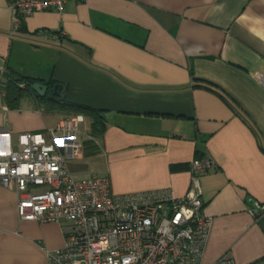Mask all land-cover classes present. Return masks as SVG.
<instances>
[{
	"label": "crops",
	"instance_id": "0c3cea01",
	"mask_svg": "<svg viewBox=\"0 0 264 264\" xmlns=\"http://www.w3.org/2000/svg\"><path fill=\"white\" fill-rule=\"evenodd\" d=\"M9 2L0 0V130L13 149L20 134H46L74 114L30 98L7 107L4 73L60 84L56 102L103 118L95 134L82 114L83 147L68 163L76 181L107 176L116 195L166 189L180 198L190 164L209 160L204 264H264V215L248 212L251 199L264 204V86L255 78L264 0H70L62 13L17 23ZM17 201L0 184V264H46V251L64 247L62 229L20 220Z\"/></svg>",
	"mask_w": 264,
	"mask_h": 264
},
{
	"label": "built area",
	"instance_id": "2783aa9c",
	"mask_svg": "<svg viewBox=\"0 0 264 264\" xmlns=\"http://www.w3.org/2000/svg\"><path fill=\"white\" fill-rule=\"evenodd\" d=\"M68 1L10 0L9 10L17 23L36 13H62ZM255 78L264 86V72ZM84 121L74 114L46 134L22 133L16 150L9 132L0 130V184L17 194L19 219L62 229L64 247L46 251V264H204L212 218L203 211L200 175L210 161L190 164L183 197L166 189L116 195L107 176L76 181L69 171L83 147ZM248 212L261 217L264 204L251 199ZM212 264L231 262L222 256Z\"/></svg>",
	"mask_w": 264,
	"mask_h": 264
},
{
	"label": "trees",
	"instance_id": "16d2710c",
	"mask_svg": "<svg viewBox=\"0 0 264 264\" xmlns=\"http://www.w3.org/2000/svg\"><path fill=\"white\" fill-rule=\"evenodd\" d=\"M4 80L3 91L5 95L3 97V101L7 107L17 108L23 99L30 98L37 106H43L45 109L69 110L73 114H84L91 118L92 130L95 134H100L103 131V118L100 117L96 111L91 110L88 107L58 103L54 100L57 98L52 96L50 90L46 96H39L32 89V85L38 81L29 77L7 72L4 73ZM21 84L24 85V88L20 86ZM208 86L210 88V85ZM49 89H51V87H49Z\"/></svg>",
	"mask_w": 264,
	"mask_h": 264
},
{
	"label": "water",
	"instance_id": "95a60500",
	"mask_svg": "<svg viewBox=\"0 0 264 264\" xmlns=\"http://www.w3.org/2000/svg\"><path fill=\"white\" fill-rule=\"evenodd\" d=\"M32 89L36 94H38L41 97L46 96L49 90L51 91L52 96H56L59 98L62 97V93H61L62 85L60 84H55L51 89H49L47 85H44L40 82H36L32 85Z\"/></svg>",
	"mask_w": 264,
	"mask_h": 264
},
{
	"label": "rangeland",
	"instance_id": "374dc122",
	"mask_svg": "<svg viewBox=\"0 0 264 264\" xmlns=\"http://www.w3.org/2000/svg\"><path fill=\"white\" fill-rule=\"evenodd\" d=\"M5 106V105H4ZM6 107V106H5ZM7 108V107H6ZM97 169H98V167H97Z\"/></svg>",
	"mask_w": 264,
	"mask_h": 264
}]
</instances>
